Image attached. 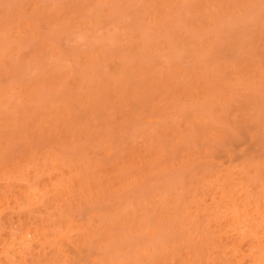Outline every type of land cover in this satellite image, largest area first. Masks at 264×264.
<instances>
[{
    "label": "rangeland",
    "instance_id": "rangeland-1",
    "mask_svg": "<svg viewBox=\"0 0 264 264\" xmlns=\"http://www.w3.org/2000/svg\"><path fill=\"white\" fill-rule=\"evenodd\" d=\"M198 1L0 0V184L10 196L23 179L33 193L57 184L47 193L52 214L84 242L68 264H181L178 254L202 230L196 180L226 166V150L254 193L264 192V0H209V12ZM235 27L247 46L235 60L229 51L210 58L200 43L229 41ZM142 43L148 64L173 57L182 75L165 67L147 94L139 83L113 93L95 77L113 53L130 75L145 70ZM71 66L98 80L73 100L64 77L56 81ZM11 69L19 75L5 77ZM34 147L41 155L4 173ZM45 223L41 232L59 229Z\"/></svg>",
    "mask_w": 264,
    "mask_h": 264
},
{
    "label": "bare ground",
    "instance_id": "bare-ground-1",
    "mask_svg": "<svg viewBox=\"0 0 264 264\" xmlns=\"http://www.w3.org/2000/svg\"><path fill=\"white\" fill-rule=\"evenodd\" d=\"M205 1L203 0V2ZM206 3L207 8L205 9L206 12H209V0ZM248 4L246 3L244 6ZM153 20H156V17ZM214 23L216 26L217 23ZM123 25L125 26V24ZM235 29L233 32L237 35L230 37L229 41L227 39L226 42L219 41L220 43L206 45L201 42L200 45L209 50L210 58H216L222 52L229 51V58L233 57L232 60H235L242 49L247 46L246 40L239 38L241 32L239 30L237 32L236 27ZM121 30L119 28V31ZM140 50L143 54L141 62L145 64V70H139L135 75H130L128 68L123 66L119 55L113 53L110 54L111 57L108 56L111 59L110 64L106 63V71L99 72L95 77L99 79L105 76L107 85L113 93L120 94L125 91L127 85L139 83L142 87V91L139 93L147 94L157 88L163 75L166 74L165 67L167 71H171L177 77L182 75V67L173 57L156 56L153 62L148 64L146 57L148 51L145 44L142 47L140 45ZM18 72L16 69H11L5 73V77L19 75ZM198 74L201 73L194 72V75ZM82 75L77 74L75 67L71 66L67 75L56 76V81L64 79L67 86L64 92L68 94L70 100H73L75 94L80 90L98 83V80L94 83H91L90 80L87 82L88 78ZM59 77L64 78L60 79ZM246 106L247 103L240 102L238 109L241 112L249 110ZM259 131L260 126L256 125L253 132L249 131L248 136L253 138ZM221 136L219 135V137ZM105 148L108 155L112 154L111 139L106 141ZM37 154H39L38 149L31 148L27 157L22 160V165L19 161L18 165L10 166L4 173H13L20 170L22 166H28ZM225 155L228 159L226 166L219 164L218 170L205 171L203 175L211 176L206 181H203V178L196 180V183L200 185L197 202L201 204L200 207H197L196 216L202 218V230L194 241L197 246L191 248L187 245V250L178 254L181 264H264V192L258 190L256 191L258 195H256L253 191L254 188H250L249 180L244 177L243 168L231 166V159L235 155L233 149L226 150ZM55 169V165L48 169L50 177L54 175ZM32 175L34 178L36 177V170H32ZM23 182L17 195H9L11 190H7L8 185L4 186L8 192L7 195L6 192L0 193V264H68L69 259H73L75 255L83 252L84 242L80 245L75 243L76 239L74 238L76 237L70 235L72 229L65 225L64 218H55L52 214L54 207L52 199L47 193L57 184H53L51 179L49 184H43L40 187V193H33L29 189L28 180L23 179ZM4 187L2 186V188ZM51 216L54 218L50 219ZM50 220L53 225L59 227L58 233L54 231L56 228L46 231V233L41 232L45 227L42 229L40 227L46 221L49 224L47 222L45 224L51 227ZM156 235V228L149 227L147 238L151 239ZM197 240L200 241V244Z\"/></svg>",
    "mask_w": 264,
    "mask_h": 264
}]
</instances>
